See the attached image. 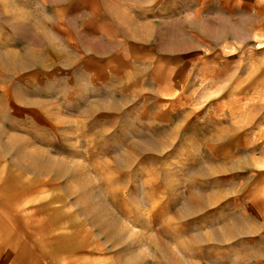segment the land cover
<instances>
[{"label":"rangeland","instance_id":"obj_1","mask_svg":"<svg viewBox=\"0 0 264 264\" xmlns=\"http://www.w3.org/2000/svg\"><path fill=\"white\" fill-rule=\"evenodd\" d=\"M0 264H264V0H0Z\"/></svg>","mask_w":264,"mask_h":264},{"label":"crops","instance_id":"obj_2","mask_svg":"<svg viewBox=\"0 0 264 264\" xmlns=\"http://www.w3.org/2000/svg\"><path fill=\"white\" fill-rule=\"evenodd\" d=\"M120 8V7H119ZM3 247V244L1 245V248ZM6 247V245H5ZM8 252L11 254L12 250H8Z\"/></svg>","mask_w":264,"mask_h":264}]
</instances>
